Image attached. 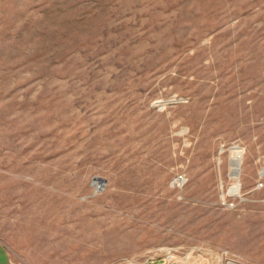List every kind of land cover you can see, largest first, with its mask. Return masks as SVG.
Here are the masks:
<instances>
[{
    "label": "rangeland",
    "instance_id": "obj_1",
    "mask_svg": "<svg viewBox=\"0 0 264 264\" xmlns=\"http://www.w3.org/2000/svg\"><path fill=\"white\" fill-rule=\"evenodd\" d=\"M263 169L264 0H0L15 264H264Z\"/></svg>",
    "mask_w": 264,
    "mask_h": 264
},
{
    "label": "bare ground",
    "instance_id": "obj_2",
    "mask_svg": "<svg viewBox=\"0 0 264 264\" xmlns=\"http://www.w3.org/2000/svg\"><path fill=\"white\" fill-rule=\"evenodd\" d=\"M231 152H232V160H233V163H232V171L230 173L231 177L234 178V179H238L239 178V173H240V163H241V154H242V151H240L238 149V147H233L231 148ZM263 172H264V169H263ZM97 187H100V182H95L94 183ZM239 189V185L238 184H234L233 186L230 187V194L233 193L234 195H236L237 191ZM172 254H168V258L171 259L172 258ZM231 263V262H230Z\"/></svg>",
    "mask_w": 264,
    "mask_h": 264
},
{
    "label": "crops",
    "instance_id": "obj_3",
    "mask_svg": "<svg viewBox=\"0 0 264 264\" xmlns=\"http://www.w3.org/2000/svg\"><path fill=\"white\" fill-rule=\"evenodd\" d=\"M0 264H15L11 254V250L1 239H0Z\"/></svg>",
    "mask_w": 264,
    "mask_h": 264
},
{
    "label": "built area",
    "instance_id": "obj_4",
    "mask_svg": "<svg viewBox=\"0 0 264 264\" xmlns=\"http://www.w3.org/2000/svg\"><path fill=\"white\" fill-rule=\"evenodd\" d=\"M263 178H264V172H263V170H262V171L260 172V180H259V182H258V184H257V188H261V187H263V185H264V182L262 181Z\"/></svg>",
    "mask_w": 264,
    "mask_h": 264
}]
</instances>
